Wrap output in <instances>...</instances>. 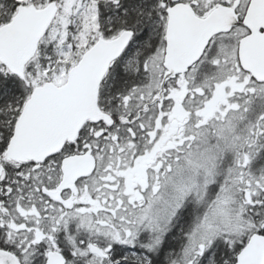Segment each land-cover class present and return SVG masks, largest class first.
Returning <instances> with one entry per match:
<instances>
[{
	"label": "snow or ice",
	"instance_id": "obj_1",
	"mask_svg": "<svg viewBox=\"0 0 264 264\" xmlns=\"http://www.w3.org/2000/svg\"><path fill=\"white\" fill-rule=\"evenodd\" d=\"M0 264H264V0H0Z\"/></svg>",
	"mask_w": 264,
	"mask_h": 264
}]
</instances>
